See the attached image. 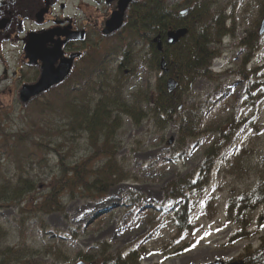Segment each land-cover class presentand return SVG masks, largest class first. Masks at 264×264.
I'll list each match as a JSON object with an SVG mask.
<instances>
[{"label": "rangeland", "instance_id": "obj_1", "mask_svg": "<svg viewBox=\"0 0 264 264\" xmlns=\"http://www.w3.org/2000/svg\"><path fill=\"white\" fill-rule=\"evenodd\" d=\"M262 1L207 2L208 12L224 10L229 18L225 20L227 31L215 45L218 55L212 61L213 79H198L184 95L186 105H203V118L196 138L187 139L182 149L177 151L180 115L175 113L172 121L160 127L144 105L142 108L146 116H142L140 123L134 124L131 118L124 117L123 126L117 132L119 148L116 150V158L129 179L111 186L101 196L69 197L63 193L60 197L63 210L49 214L35 213L33 210L41 200L40 197L61 176L56 156L48 154L44 163L33 161L30 166L24 164L21 173L24 177L32 178L35 190L11 202L5 201L0 193L4 200L0 202V224L9 230L5 245L27 249L32 260L41 264H75L79 260L98 264L104 254L121 253L124 257L130 252L142 250L145 253L137 264L224 263L235 261L248 246H251V250L255 249L259 245V238L264 236V224L256 227V218L262 207H247L246 212L249 219H253L250 230L258 229V233L232 245L227 242L235 226L227 224L225 219L228 200L250 191L264 176V98L257 102L256 107L250 106L245 95L246 82L237 74L238 70L244 69L243 61L247 54L244 41L249 35L257 33L263 20L260 7ZM167 2L174 4L173 8L178 12L190 6L192 0ZM22 3L15 1L13 6L20 12ZM67 4L64 12L56 8L45 17L51 19L54 13L59 16L79 14L85 23H93L96 17L103 14V11L95 9L97 4L93 0H68ZM20 15L15 16L17 18L14 20H18ZM119 34L100 37L99 33L89 32L87 41L77 48L84 55L74 71L87 68L85 65L90 63L96 53L115 47ZM257 37L260 40V51L245 66L246 70L264 62V34ZM137 44L130 53L112 58L105 69L109 80L107 83L114 85L116 80L124 79L121 90L129 103L136 100L139 102L140 93L156 95L158 82L162 83L163 80L166 83L169 77L168 73L164 76L160 68L161 60L159 56L156 60L152 47L147 42L140 41ZM24 46L25 42L21 40L12 41L9 59L6 60L9 66L6 73L0 72V144L3 133L9 139L15 133L28 131L33 124L42 129L43 138H48L50 132L47 127L62 123L61 117L45 110L46 105L41 107L33 104H47L48 100L53 99V96L50 97L51 92L67 80L26 105L19 100L22 84L33 83L37 79L34 70L15 73L18 66L22 65L19 59L27 60L23 54ZM21 48L23 56H20ZM2 68L5 69L6 65H0ZM121 73L131 78L122 77ZM92 94L88 98L94 97L95 94ZM245 119H248L246 124L240 123ZM241 124L243 126L237 129ZM232 128L234 132L230 133ZM57 137L58 133L55 132L51 140ZM228 138L232 139V146L224 151L223 159L233 157L225 163L221 158L215 160L210 184L202 192V203L209 197L214 199L208 210L210 217L202 216L200 207H195L192 219L199 223V229L194 231L195 243L191 250L175 255V248L182 240H169L175 230L170 219L171 210L159 208L165 202V187L202 165L206 151L217 154L218 144L221 145ZM168 140H172L171 144L167 143ZM88 154L86 140L80 137L70 160H81ZM5 157L0 152V185L6 181L16 184L18 171ZM132 191L142 196L138 206H129L128 193ZM20 199L22 203L18 205ZM167 204L174 203L168 201ZM22 206L23 210L20 209ZM181 236L186 237L188 233Z\"/></svg>", "mask_w": 264, "mask_h": 264}, {"label": "trees", "instance_id": "obj_2", "mask_svg": "<svg viewBox=\"0 0 264 264\" xmlns=\"http://www.w3.org/2000/svg\"><path fill=\"white\" fill-rule=\"evenodd\" d=\"M207 2L209 0H192L185 15H179L173 6H169L167 0H141L138 5L132 7L126 26L117 36L115 47L96 53L95 57H91L93 59L90 63L85 65L88 66L86 69L73 71L62 86L51 92L50 97L53 96V99L48 100L47 104L41 105L39 102L33 104L41 107L46 105L45 110L61 117L62 123L47 127L50 132L48 138L42 137V129L36 124L22 134L15 133L9 139L3 133L1 155H5V159L15 165L18 174L16 184H12L11 181L1 183L0 193L3 196L1 197L11 202L33 192L35 184L32 178L22 175L23 165L30 166L33 161H37L38 164L44 163L48 154L56 156L61 176L56 183H52L49 191L40 197L41 200L36 203V209L33 210L35 213L49 214L53 211H62L60 197L63 193L69 197L101 196L105 195L111 186L127 181L129 176L116 158V150L119 148L117 132L123 126L124 117L131 118L134 124H139L142 116H146V111L142 108L144 105L148 107V113L160 127L172 121L175 113L180 115L177 151L182 149L187 139L196 138L203 118V105L201 103L186 105L184 95L198 79H213L212 61L218 55L213 45L218 44L227 31L225 20L229 18L224 14V10L208 12ZM260 7L264 17V0ZM181 28L186 29L185 34L174 45H168L167 31ZM257 36H259L257 33L249 35L244 41L247 48L243 61L244 69L237 72L246 82L245 95L253 108L264 98V64L245 69L260 49V40L258 41ZM154 37H160L163 44L161 50L152 42ZM140 41L147 42L152 47L157 61L158 56L165 60L167 73L178 81V87L174 92L168 93L166 83L162 80V83L158 82L156 95L140 93L139 102L136 100L129 103L121 90L124 79L116 80L114 85L111 82L107 83L109 80L105 69L112 58L130 53ZM121 66L122 64L119 65ZM121 76L131 78L122 73ZM254 91L257 92L252 96ZM89 94L94 97L88 98ZM247 121L248 119H245L240 123L244 125ZM243 125H239L237 129ZM233 130L234 128L230 133H233ZM55 132L58 133V137L51 140ZM80 134L85 136H79ZM80 137L85 138L89 154L81 160L71 161L77 139ZM231 146L232 139L228 138L221 145L218 144L217 154L206 151L202 165L165 187V202L159 208L171 210L170 219L175 225V230L169 240L170 242L180 238L182 240L173 254L186 251L195 241L194 231L199 227V223L192 219L195 207H200L202 216H209L210 203L214 202V199L209 197L202 203V192L210 183V173L213 172L215 160L221 158L225 163L232 159L233 156L223 159L224 151ZM1 197L0 202L4 201ZM127 200L129 206H138L142 196L132 191L128 193ZM168 201L175 206L166 205ZM21 203L20 199L18 205ZM259 206L262 207V211L256 218V227L264 223V176L250 191L228 200L225 222L235 226V231L227 244L232 245L258 233V229L250 230L253 219H249L246 212L247 207L252 209ZM20 209L23 210V206ZM185 232L188 236H181ZM8 235L9 230L0 224V264H41L32 260L27 249L5 245ZM144 253V250L133 251L124 257L121 253L104 254L98 264H137ZM234 260L221 264L231 262L264 264V236L259 238V245L255 249L251 250V246L246 247L243 254Z\"/></svg>", "mask_w": 264, "mask_h": 264}, {"label": "flooded vegetation", "instance_id": "obj_3", "mask_svg": "<svg viewBox=\"0 0 264 264\" xmlns=\"http://www.w3.org/2000/svg\"><path fill=\"white\" fill-rule=\"evenodd\" d=\"M15 1L27 2V4L21 5V7H24V10L20 11V14L25 16L20 15L18 20H14L17 17L12 15V9L14 8L13 3H15ZM93 1L97 4L95 9L98 12L103 11V14L96 17L93 23L90 21L85 23L82 21L79 14L59 16L57 13H54V17L51 19L45 17L53 13L56 8H58V11L61 13L64 12L68 6V0H0V63H2L0 65H6V68L0 69V72L6 73L9 66H7L8 62L6 60L9 59V48H11L10 45L12 41L21 40L24 42L28 33L32 31L51 30L56 34V36L53 37L54 40H66L64 45L66 54L73 51H81L77 48L87 41L89 32L99 33L101 34L100 37H102L105 20L108 18V15L111 14L112 8L115 6L117 0ZM140 2L141 0H136L132 6L138 5ZM85 5H88V3H85ZM20 33H22L21 37L19 36ZM23 54L25 55L24 51ZM23 54L21 48L20 56H23ZM82 58L83 55L76 60L75 66ZM19 61H21L22 65L18 66L17 72L15 73L19 71L21 74L26 70H34V76L38 77V65H29L27 63L28 60L22 61L19 59Z\"/></svg>", "mask_w": 264, "mask_h": 264}, {"label": "water", "instance_id": "obj_4", "mask_svg": "<svg viewBox=\"0 0 264 264\" xmlns=\"http://www.w3.org/2000/svg\"><path fill=\"white\" fill-rule=\"evenodd\" d=\"M131 0H119L116 10L112 12L110 17L105 22V27L103 29V35H111L117 30H119L125 20L126 9ZM17 3V2H16ZM22 4H27L23 2ZM24 10V7H21ZM187 10H183L185 13ZM20 12L15 8L12 9V15L15 17L19 15ZM42 14V12H41ZM39 16V14H38ZM186 29H178L176 32H169L167 35V41L169 44H174L177 39L183 36ZM264 33V19L262 20L258 34ZM56 36L51 30L30 32L24 39L25 46V58L28 60L29 65H38L40 72L37 80L33 83L23 84L19 90V100L23 105L28 104L32 100L38 98L39 96L47 93L51 89L63 84L66 79L70 76L75 58L81 56L80 52H74L69 55H64L62 49L65 45L66 40L59 41L54 40L53 37ZM158 48H160V42L158 41ZM161 69L165 72V62L161 60ZM178 86V82L169 78L167 80L168 92L174 91ZM169 140L168 143H171ZM219 261L212 263L218 264ZM75 264H95V263H85L84 261H78Z\"/></svg>", "mask_w": 264, "mask_h": 264}, {"label": "bare ground", "instance_id": "obj_5", "mask_svg": "<svg viewBox=\"0 0 264 264\" xmlns=\"http://www.w3.org/2000/svg\"><path fill=\"white\" fill-rule=\"evenodd\" d=\"M213 46H215V45H213ZM177 87H178V86H177ZM176 89H177V88H176ZM176 89H175V90H176ZM175 90H174V91H175ZM174 91H172V92H174ZM167 92H168V91H167ZM172 92H168V93H172Z\"/></svg>", "mask_w": 264, "mask_h": 264}]
</instances>
